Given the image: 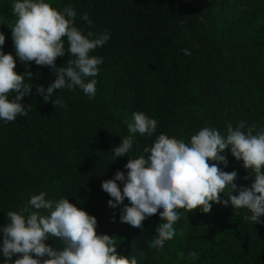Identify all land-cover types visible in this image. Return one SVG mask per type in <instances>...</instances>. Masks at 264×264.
Instances as JSON below:
<instances>
[{
  "label": "trees",
  "instance_id": "obj_1",
  "mask_svg": "<svg viewBox=\"0 0 264 264\" xmlns=\"http://www.w3.org/2000/svg\"><path fill=\"white\" fill-rule=\"evenodd\" d=\"M48 2L58 10L71 5L78 29H107L110 39L90 53L103 57L94 97L78 88L54 90V95L58 92L52 99L62 98L63 106L36 94V85L46 88L54 81L50 67L17 60L14 71L31 72L33 87L21 100L29 105L27 115L0 121V226L8 222V211L19 210L31 195L44 191L46 199L68 197L95 216L97 234L115 235L117 252L136 257L137 264H193L187 256L190 250L199 254L195 264H264V216L253 225L244 219L250 215L246 209L230 204H213L209 213L183 215L185 210L178 209L182 215L174 224L176 235L154 250L148 245L161 223L159 213L142 221L141 228L121 223L120 210L128 200L113 209L100 186L117 170L126 174L130 157L139 156L160 133L187 142L205 126L221 134L241 121L242 131L252 124L254 131L264 128V0ZM83 13L90 24L81 20ZM14 22L12 0H0L3 50L15 58ZM184 48L190 56L183 55ZM68 59L66 51L55 65ZM133 112L154 118L156 131L152 137L133 134L130 157L115 159L110 150L130 135L126 122ZM221 154L228 166L219 167L237 172V186H249L251 169H244L227 149ZM45 243L62 247L56 238Z\"/></svg>",
  "mask_w": 264,
  "mask_h": 264
},
{
  "label": "clouds",
  "instance_id": "obj_2",
  "mask_svg": "<svg viewBox=\"0 0 264 264\" xmlns=\"http://www.w3.org/2000/svg\"><path fill=\"white\" fill-rule=\"evenodd\" d=\"M12 13L15 58L4 52L5 35L0 33V121L11 122L28 112L29 105L25 107L21 100L32 90V73L17 74V60L25 65L34 61L38 66L50 67L54 81L46 88L35 86L44 102L63 106L62 98L52 99L61 89L78 88L89 98L94 97L95 77L103 57L90 53L110 39L109 31L84 33L74 25L77 13L71 5L58 10L48 0H12ZM81 20L91 23L87 13L81 15ZM66 51L70 59L57 67L55 60ZM180 51L191 55L187 48ZM54 90H58L55 95ZM126 127L130 135L110 150L115 159L132 150L133 134L152 137L157 122L143 112H133ZM244 128L241 121L221 134L205 126L187 142L160 133L139 156L128 155L126 174L117 170L111 179L101 182V189L110 197L108 206L116 209L127 199L129 203L123 204L119 221L134 228H141L142 221L159 213L157 220L161 223L148 245L154 250L176 235L174 224L182 215L178 209L185 210L183 215L194 210L209 213L213 204H230L233 209L243 208L250 213L244 216L246 221L260 223L264 216V128L254 131L255 124L242 131ZM225 149L244 169H251L249 175L254 179L249 186H237V172L223 170L228 166L221 154ZM118 181L123 182L122 187ZM221 193L227 198H221ZM46 195L44 191L33 194L19 210L6 213L8 222L0 226V264H137L136 257L117 252L115 235L97 234L95 216L70 203L68 197L52 200ZM49 238L59 240L62 247L46 244ZM13 256L17 258L13 260ZM187 256L195 264L199 254L190 250Z\"/></svg>",
  "mask_w": 264,
  "mask_h": 264
}]
</instances>
